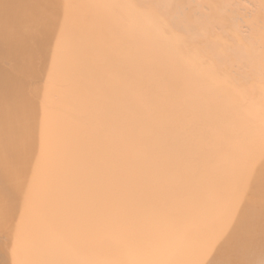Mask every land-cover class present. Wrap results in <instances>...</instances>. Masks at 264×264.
<instances>
[{"label": "bare ground", "instance_id": "obj_1", "mask_svg": "<svg viewBox=\"0 0 264 264\" xmlns=\"http://www.w3.org/2000/svg\"><path fill=\"white\" fill-rule=\"evenodd\" d=\"M131 2L0 0V264L264 259V0Z\"/></svg>", "mask_w": 264, "mask_h": 264}, {"label": "snow or ice", "instance_id": "obj_2", "mask_svg": "<svg viewBox=\"0 0 264 264\" xmlns=\"http://www.w3.org/2000/svg\"><path fill=\"white\" fill-rule=\"evenodd\" d=\"M127 7L151 22L153 30L161 43L173 45L179 51L189 53L194 50L198 51L202 47L195 39L190 37L185 27L186 21L167 14V9L181 7V5L164 3L163 0H133V2L127 4ZM205 60L207 61V57H205ZM206 67L213 75H223L227 72V66L223 62L216 60L206 62ZM237 86H240L239 81H237ZM245 180V176L240 177L241 190H243ZM211 256V249L206 250L204 259L200 261V264H214ZM229 264H253V262L232 261ZM260 264H264V259L260 261Z\"/></svg>", "mask_w": 264, "mask_h": 264}]
</instances>
